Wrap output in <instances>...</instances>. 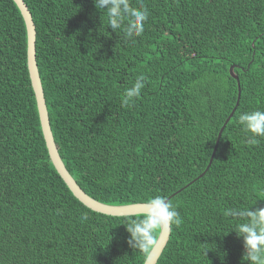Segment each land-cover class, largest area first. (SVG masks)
<instances>
[{
  "label": "trees",
  "instance_id": "16d2710c",
  "mask_svg": "<svg viewBox=\"0 0 264 264\" xmlns=\"http://www.w3.org/2000/svg\"><path fill=\"white\" fill-rule=\"evenodd\" d=\"M24 2L54 139L78 185L114 206L170 198L182 223L157 264H239L224 210L264 189V138L246 143L238 123L264 109V0H131L150 11L132 40L92 0ZM27 64L23 16L0 0V264H144L123 225L142 215L94 212L57 173ZM141 74L140 98L122 106Z\"/></svg>",
  "mask_w": 264,
  "mask_h": 264
},
{
  "label": "clouds",
  "instance_id": "9594fccd",
  "mask_svg": "<svg viewBox=\"0 0 264 264\" xmlns=\"http://www.w3.org/2000/svg\"><path fill=\"white\" fill-rule=\"evenodd\" d=\"M92 2L100 14V20L103 13L106 17L103 23H106L107 28L115 34L118 31L122 32L125 40H132L143 35L145 23L150 15L148 7L143 3L133 6L131 0H92ZM145 84V76L143 74L137 76L131 85L125 88L122 106L134 104L135 100L140 98ZM238 123L246 137V143L255 145L259 143L257 138H264V109L255 108L240 113ZM262 195H264V189H260L249 197L254 203L224 210V216L232 221L228 233L234 232L242 243L243 251L239 257V264H264V206H257L258 201L264 202L258 198ZM139 204H145L146 210L142 217L125 216L127 218L124 219L123 225L129 234L127 244L134 251L142 254L144 264H147L153 248L157 245L159 234L165 229L172 230L173 225L179 227L182 217L177 206L165 195L150 196L144 203ZM216 248L217 246L215 250Z\"/></svg>",
  "mask_w": 264,
  "mask_h": 264
},
{
  "label": "water",
  "instance_id": "95a60500",
  "mask_svg": "<svg viewBox=\"0 0 264 264\" xmlns=\"http://www.w3.org/2000/svg\"><path fill=\"white\" fill-rule=\"evenodd\" d=\"M15 4L18 6L23 19L25 21L26 29H27V65H28V71L29 76L31 80L32 89L35 95L41 129L43 133V137L46 143V147L50 156V160L55 167L57 173L62 178V180L65 182L69 190L72 192L74 197L81 202L84 206H86L88 209L104 214L107 216H113V217H125V216H131V215H142L145 209V204H131V205H124V206H113V205H107L103 204L92 197H90L88 194L84 192V190L78 185L77 181L74 180L68 169L66 168L58 147L56 145L54 135L51 128L50 118H49V112L47 108L44 88L42 85L37 59H36V26L33 21V17L31 12L28 9V6L24 2V0H13ZM231 75L238 80V77L234 74V67L230 69ZM239 85V94L241 92L240 90V84ZM240 99V98H239ZM239 104V103H238ZM233 116V114L230 116V118ZM230 118L227 120L226 124L220 131L216 143V147L214 148L210 164L206 170V172L209 170L216 151L217 146L219 144V141L222 137L223 131L227 125V123L230 121ZM206 172L202 175L204 176ZM169 200H171L169 198ZM172 230L165 229L163 230L158 237L157 245L153 248L149 259L147 261V264H157L158 260L162 256L168 242L171 236Z\"/></svg>",
  "mask_w": 264,
  "mask_h": 264
},
{
  "label": "bare ground",
  "instance_id": "6f19581e",
  "mask_svg": "<svg viewBox=\"0 0 264 264\" xmlns=\"http://www.w3.org/2000/svg\"><path fill=\"white\" fill-rule=\"evenodd\" d=\"M236 108V107H235Z\"/></svg>",
  "mask_w": 264,
  "mask_h": 264
}]
</instances>
